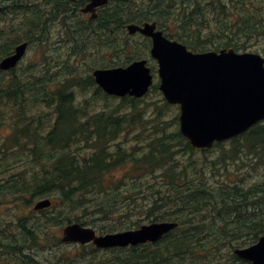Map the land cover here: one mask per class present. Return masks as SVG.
Listing matches in <instances>:
<instances>
[{
	"label": "trees",
	"instance_id": "1",
	"mask_svg": "<svg viewBox=\"0 0 264 264\" xmlns=\"http://www.w3.org/2000/svg\"><path fill=\"white\" fill-rule=\"evenodd\" d=\"M83 1L75 0L72 5L70 0H44L50 9L30 14L32 9L24 0H0V59L24 40L47 47L39 60L19 63L9 70L11 74L0 71V205L9 200L26 205L32 198L50 197V212L45 211L47 208L36 210L46 226L82 218H126L130 225L133 211L141 219L178 223L154 243L115 247L102 256L94 254L92 259L96 258L97 264H177L186 260L196 264L207 241L230 251L233 257L228 263L235 264L234 258L246 264L233 251L264 234V182L248 187L242 177H228V168H264V123L227 142L215 143L217 159L209 165L190 155L195 149L178 129L164 132L162 128L142 140L135 136L136 141L126 149L119 138L135 127L138 99L125 96L111 108L104 105L91 110L87 107L96 95L85 103L78 102L72 90L74 84L82 88L94 85L90 74L80 76L74 64L81 65L82 58L97 54L104 42L114 52V44H133L129 36L124 41L116 40V30H125L129 22L154 20L167 37L173 36L170 38L193 51H204L197 49L199 41L193 34L196 27L191 26L197 22L194 15L203 4L210 5L214 0H192L184 5L175 32H168L164 23L168 16L137 15V6L131 0H124L125 8H119V0H113L114 5L104 9L96 25L85 24L78 15L72 21L68 9H76ZM149 1L155 12L172 9L171 0ZM232 1L246 5L236 20L240 32L264 35V0H257L251 9L245 0ZM53 24H60L61 37L47 34ZM53 41L57 44L51 49ZM130 55L115 64L126 65ZM156 89L154 85L151 90ZM162 106H167L166 101ZM123 109L130 112L122 113ZM207 165L212 175L226 170L219 182L211 184ZM118 167H127L128 181L121 179L122 175L115 176ZM133 188L137 192H131ZM80 209L82 215L76 217ZM33 217L40 219L34 211L20 215L16 229H0V264H40L37 250L42 247L37 243L39 232ZM139 219L132 223L137 224ZM213 233L218 238L210 237ZM43 239L51 246L60 243L58 235L44 233ZM211 257L206 256L210 261Z\"/></svg>",
	"mask_w": 264,
	"mask_h": 264
},
{
	"label": "water",
	"instance_id": "2",
	"mask_svg": "<svg viewBox=\"0 0 264 264\" xmlns=\"http://www.w3.org/2000/svg\"><path fill=\"white\" fill-rule=\"evenodd\" d=\"M102 2L92 0L82 11L91 10ZM151 38V56L157 60L159 89L169 103L179 104L181 133L198 149L208 148L215 140L222 141L247 130L264 118V58L257 53H238L233 48L195 53L176 40L155 29L154 22L127 25ZM26 42L0 60V69L16 65L23 56ZM95 81L107 93L141 96L151 84L150 69L145 60H135L125 67L98 68ZM50 204L48 199L35 203L34 208ZM176 222H153L138 229L96 235L94 230L79 223H70L62 230V241L96 246L136 245L156 241L176 226ZM239 257L251 264H264V235L246 248L235 249Z\"/></svg>",
	"mask_w": 264,
	"mask_h": 264
},
{
	"label": "rangeland",
	"instance_id": "3",
	"mask_svg": "<svg viewBox=\"0 0 264 264\" xmlns=\"http://www.w3.org/2000/svg\"><path fill=\"white\" fill-rule=\"evenodd\" d=\"M17 1V0H16ZM28 5L29 8L32 9V11H29L30 14H35L36 12L46 13L50 9V5L46 4L44 0H24ZM71 4L73 5V0H70ZM106 1V0H105ZM104 0L100 4H97L95 6V11L98 13L99 7L101 8V11H99V14L97 15V19L99 16L104 15V9L110 8L111 5H114V1L110 0L109 3H104ZM134 5L137 6V15L145 16L149 14L151 16L153 13H158L163 16H168L166 21L164 22L167 25V28L170 29L168 32H175L178 29L176 28L179 25L178 19L181 16V11L184 8V5L189 4L192 0H171V8H169V12L166 10H160V12H155L152 10V5L149 3V0H131ZM156 1V0H154ZM246 3L249 4L247 8H252L253 5H257V0H245ZM118 6L119 8H125L124 0H119ZM155 3V2H154ZM186 3V4H184ZM215 4V5H213ZM202 5V4H201ZM236 5V6H235ZM240 7V8H239ZM246 8V5L243 6L239 5L238 2L232 1V0H214V3L210 5L203 4L202 10L195 14V20H197L196 23H193L191 27H196L193 34L196 37L197 41H199L197 49H203V50H218L220 48H227L232 47L235 48L238 52H257L261 56L264 57V35H257L255 31L248 32L249 36H246L244 33H241L239 30L238 22L236 21L238 19V15L241 11ZM156 10V9H155ZM254 11V10H253ZM68 13L71 16L72 21H74L77 18V12H74L72 8L68 9ZM89 16V13L87 14ZM139 17V16H138ZM85 19V18H84ZM96 19V20H97ZM125 20V19H124ZM96 25V23H93ZM53 26L52 30L49 31L48 35H53V37H61V32H59V26L57 24L51 25ZM108 27V28H112ZM253 29V28H252ZM116 40L118 41H124L127 36L130 37V42L133 43L127 44L126 42H122L120 44H114V47L116 48V52L112 51L111 48H109V44L107 42H104L106 44H102L100 51L95 54L94 56L88 57V58H82L84 61L81 65L74 64L75 69L77 67L78 74L80 76H86L90 73L92 68L96 67H113L118 66L115 64V62H121L123 61L127 55L131 54L129 57L130 61L137 59V58H144L147 61V64L149 67L153 69V73H155L156 70V63L152 59L150 53H149V47H150V39L146 38L140 33H137L135 35H129L127 31L121 29L116 30ZM166 32V31H165ZM185 35H188V32H185ZM173 37V36H170ZM188 36L187 38L189 39ZM110 42V41H108ZM57 42L53 41V44H49V47L52 49L55 47ZM148 44V48H146ZM237 48H236V47ZM47 49V47H42L40 44H37L36 42L30 43L27 51L20 61V63H33L34 61H37L40 59L42 55V50ZM49 51H46L45 54H49ZM128 62V63H129ZM72 69V72L74 70ZM5 74H11V71L5 72ZM157 78V77H156ZM155 78V79H156ZM74 95L76 96V100L78 102H84L88 98H91L92 96L96 95L95 98L93 97L90 100L91 105H89L87 108L94 110L99 109L100 107L107 105L109 108L113 106L115 102L118 101L117 98H114L113 96L104 97L100 92H97L95 89H93L92 86H88L85 88L80 87V85H76L73 88ZM164 98L158 88L154 91L147 92L144 96L138 98L136 101V106L134 108L135 116V127H133L132 130H129L125 135L124 138H121L123 135L120 136L119 140L121 144L123 143V146L126 147V149L129 150L130 143H134L136 141L135 136H139L141 140L144 136H148L150 133L154 131H158L160 133V130L163 128V131H175L178 129V107L174 104H169L166 102L167 106L163 107ZM130 112V109H123L122 113ZM127 112V113H128ZM142 118V119H139ZM138 119L140 121H138ZM141 133V135H139ZM157 133V134H158ZM128 140H130L128 142ZM114 142H117L115 140ZM115 144V143H114ZM216 147L211 148L210 151H201L198 149H195V152L193 155L198 161L203 160L205 164L210 165L211 160H216L217 158L214 157ZM189 153H185L184 157L188 156ZM181 157V156H179ZM250 160V157L248 160L243 161L244 163L248 162ZM209 165H207L206 170L210 172L209 174V180L211 184H213L215 181L219 182L221 176V173H226V170L224 169L223 172L221 171L218 173V175H212ZM228 171L230 172V175L228 177H234V174L238 177H242V182L248 186H258V184H261L264 182V168L258 169V167H242L238 171H235V167L233 165H229ZM125 173H127V167H118L116 170L117 177L121 176V179L124 181H128L125 177ZM219 179V180H217ZM131 192H137L136 188L131 189ZM39 197L32 198L30 202H28L26 205L19 201V200H9L5 205H0V229L3 227H13L15 228V221L17 218H19L20 215L27 216L31 214V212L35 211V214L40 216V219H36L37 217H33L34 221L37 222L36 229L39 232V236H37L38 244L41 245L42 248H38V261L40 264H52L51 262H56V264H97L96 258L92 259V256L94 254H97V256H102L103 254L110 253L108 249H97L93 247V245H90V243L86 244H78L74 242H60L56 245L51 246V243L46 244L44 242V233L52 234V235H58V237L61 234V229L63 225L66 223L58 224L51 226L45 225L43 222H41L42 214L36 212V210H33L32 206L36 200H38ZM23 203V204H22ZM45 211L50 212L49 208H47ZM54 211V210H53ZM56 211V210H55ZM56 212L51 213V215L55 214ZM82 215L81 209L77 211V216L79 217ZM130 217V225L129 221L126 218L121 219H71L72 222H79L82 225L90 226L96 230L98 233H107V232H115L125 229H133L137 228L142 224L150 223V219H141V215L139 216L136 211H133L129 214ZM75 218V217H74ZM140 218V219H139ZM135 219H139L137 224H133L132 221ZM135 223V222H134ZM16 229V228H15ZM213 236L214 238H218L217 234H212L210 237ZM209 237V238H210ZM54 240V239H52ZM53 242V241H50ZM223 246H221L219 243L212 244L211 241L206 242V249L202 253V256L198 258L196 261V264H232L231 262L228 263L231 260V257H233L230 254V251L228 250V253L226 252L227 249H222ZM244 247V246H242ZM232 253V252H231ZM96 256V257H97ZM207 257H211V261L207 260ZM60 259V260H59ZM173 260V259H172ZM235 264H240L239 260H236ZM195 262H191L190 260L183 261L182 263L180 261H177V264H192ZM246 263V262H245ZM247 264V263H246Z\"/></svg>",
	"mask_w": 264,
	"mask_h": 264
}]
</instances>
